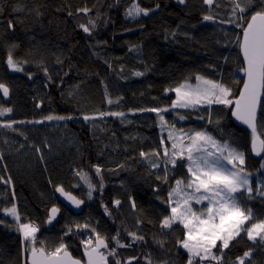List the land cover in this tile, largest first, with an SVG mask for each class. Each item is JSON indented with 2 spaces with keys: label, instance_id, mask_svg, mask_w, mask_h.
I'll list each match as a JSON object with an SVG mask.
<instances>
[{
  "label": "trees",
  "instance_id": "16d2710c",
  "mask_svg": "<svg viewBox=\"0 0 264 264\" xmlns=\"http://www.w3.org/2000/svg\"><path fill=\"white\" fill-rule=\"evenodd\" d=\"M134 4L150 10L149 14L129 17L127 12ZM14 5L24 10L13 11ZM85 7L90 9L88 13L77 11ZM231 7L229 0H215L211 6L203 0H185L183 4L179 0H0V82L10 85L13 92L11 103L3 104L12 108V120L26 122L7 131L9 144L0 137V177L4 178L0 180V264H25L28 260L22 252L17 221L4 213L13 205L19 223L29 221L39 227L37 247L42 242L47 250H53L63 240L73 255L86 260L80 241L94 233L76 225L89 224L106 238L109 248L115 247L112 237L117 233L122 243L131 244L117 249L122 261L137 257L132 264H148L149 259L152 264H186L187 253L177 243L183 237L182 226L176 224L171 230L160 227L162 218L170 214L166 203L170 189L177 179L187 178L185 162L167 166V183L157 179L164 175L163 160L151 157L161 165L152 168L140 152L162 153L164 147L171 148V141L161 133L156 113L139 109L168 108L162 113L167 127L206 130L222 143L228 141L245 153V169L259 171L264 177L260 167L264 156H253L252 133L234 122V105L172 109L176 94L166 91L185 81L197 83L195 77L210 68L213 57L232 47L238 53L239 72L232 75L234 69L229 65L227 70L232 98L238 97L245 79L237 43L241 29L221 22L229 20ZM205 15L214 20L205 21ZM81 24L89 27L90 33L84 32ZM33 44L61 46L62 60L52 69L43 60L21 61L23 52ZM10 49L22 71L8 68ZM107 99L114 103L109 105ZM99 112L125 115L99 118ZM49 115L72 118L45 120ZM85 115L98 118L86 121ZM21 130L25 133L20 135ZM258 131L264 138V98ZM39 147L42 152L37 151ZM94 166L101 168L100 176ZM77 172L87 173L95 185L91 198L87 183ZM61 185L88 204L79 214L63 207L59 222L48 228L50 208L61 205L55 194L56 186ZM115 200L121 204L115 205ZM240 202L256 217L264 218V197L254 191L252 199L240 195ZM69 228L72 233L65 235ZM129 232L144 239L133 241ZM250 248L253 254L247 264H264V244L248 240L244 233L224 250V264H233ZM109 263L115 264V258L109 257Z\"/></svg>",
  "mask_w": 264,
  "mask_h": 264
},
{
  "label": "snow or ice",
  "instance_id": "6c2138e0",
  "mask_svg": "<svg viewBox=\"0 0 264 264\" xmlns=\"http://www.w3.org/2000/svg\"><path fill=\"white\" fill-rule=\"evenodd\" d=\"M204 4L212 5L215 0H203ZM179 3H185V0H179ZM232 5L230 18L222 23H231L241 29V35L237 36V43L243 56L244 67L240 69L245 75L243 87L239 96L233 99V89L218 80L207 79L197 75L196 84L192 85L185 81L177 87L166 89L176 94V99L172 101L170 107L190 108L197 105H223L231 107L234 105L232 115L251 129V150L256 156L264 153V139L257 131V113L262 105L264 97V0H229ZM159 8V5H156ZM19 6H13V11H23ZM79 12L88 13L87 7L78 9ZM148 9L141 8L134 4L127 12L129 17H136L143 14H149ZM69 15H72L70 12ZM205 21L214 20L211 15L203 17ZM89 23L95 27L94 22ZM12 22L9 21V28ZM84 32L90 33V28L81 24ZM13 48L16 45L12 46ZM227 59V58H225ZM21 62L14 59L11 49L7 55V66L13 71H22L19 66ZM47 72V69H45ZM135 75H143L136 72ZM9 88L0 82V92L4 97H8ZM105 96L108 97L107 90ZM109 105L113 100L107 99ZM119 103V100L115 101ZM168 108L151 107L139 109V111L154 112L157 115L161 128L168 126L162 113L167 112ZM12 112L10 107H0V117ZM123 112H99L98 117L117 116L123 117ZM97 116L83 117L84 120H95ZM72 117L64 116H46L45 120H64ZM180 119H185L180 116ZM200 119H204L203 116ZM43 121H36L42 123ZM209 122H211V111L209 110ZM16 121L5 122L0 127H13ZM19 123H24L20 121ZM31 123V121H29ZM174 127V126H173ZM168 139L171 141V148L164 147L162 153L153 150L150 153L140 152V156L147 160L152 168H159L161 165L158 160L151 157L162 159L165 165L164 175L157 176L158 180L168 182V165L176 167L177 161H184L187 169V178L177 179L175 186L168 193L166 203L169 205L170 214L162 218L160 222L161 229H173V226L179 224L183 229V237L178 239L179 246L186 251V264H224V250L229 249L231 242L236 240L244 233L247 239L253 242L264 244V218L256 217L251 208L243 206L240 202V195L247 194L249 199L253 198L255 191L261 197H264V184L253 189L250 177L245 165V153L233 147L228 141L223 143L213 137L206 130L179 133L168 132ZM161 144L164 141L161 140ZM39 151V149H37ZM3 157L0 156V160ZM230 166V167H229ZM96 175H101V168L94 166ZM123 167V166H121ZM264 169V162L260 165ZM80 178L87 183L89 191L88 197H92L95 185L92 184L87 173L77 172ZM0 177V180H3ZM10 181V178H9ZM103 177L100 179V188H103ZM55 191L63 195L77 208L84 203L77 199L71 193L65 192L62 186H56ZM193 202L198 205H204L203 208L196 210ZM206 202V204H205ZM115 205L121 204L120 200L114 201ZM135 208V202H132ZM6 214L11 215L17 221V231L22 234V252L28 256L25 264H109V257L115 258V264H132L137 257H131L126 261L117 258V249L131 247V244H124L119 238V233L112 237L115 247L109 248L106 238L102 237L95 228H90L89 224H77V229H90L93 235L88 239L81 240L83 254L86 258L81 261L71 255L68 246L63 240L53 250H47L41 242L37 247L36 233L39 227L34 223H19L20 216L16 206L4 210ZM60 209L53 206L48 212L47 223L51 224L56 219ZM105 212L109 213L107 207ZM3 223V221H0ZM72 233L69 228L65 235ZM128 236L133 241H142L143 236L135 232H129ZM103 249V251H102ZM216 249L217 251H214ZM253 249L246 250L242 256L237 257L233 264H247L252 258ZM148 264H152L148 260ZM163 264H168L164 261Z\"/></svg>",
  "mask_w": 264,
  "mask_h": 264
},
{
  "label": "rangeland",
  "instance_id": "374dc122",
  "mask_svg": "<svg viewBox=\"0 0 264 264\" xmlns=\"http://www.w3.org/2000/svg\"><path fill=\"white\" fill-rule=\"evenodd\" d=\"M62 51L63 50H62L61 46H45V45L33 44V45H29L26 48V51L23 52V54L21 55V61L27 62V61H31V60H38V61L43 60L45 62V64L50 69H52L55 66V63L62 60V57H63ZM225 58H227V59H225ZM15 60L19 61V59H15ZM238 62H239V58H238L237 51L233 50L232 47L222 49L217 55H215L213 57L212 64H211L210 68L203 70V73H201V76H203L207 79L221 81L224 84L231 87V82L229 81L230 75H228L227 67H228V65H229V67H233L234 73L232 75H235L239 72V67H237ZM19 66H21V64H19ZM190 84L195 85L196 83L195 84L190 83ZM197 106H199V105H197ZM0 107H9V106H5L3 104V102L1 101ZM127 119L130 120L131 117H128ZM11 121H14L11 119V113H8L3 117H0V124H3L5 122H11ZM16 122L17 123L13 124V127L11 129L0 127V137L4 143L9 144V142L11 141V137L7 134L8 130H14L15 126L18 124L26 125V122H24V123H19L18 121H16ZM169 131H173L174 133L180 132V130H178V129H171L170 127H167V126L164 128H161V133L162 132L166 133L167 136H168ZM183 131L184 132H190V131H199V130H183ZM18 133L20 135L24 134L25 130L22 132H18ZM169 145H171V144H169ZM39 150L42 152L41 147H39ZM251 174L252 175L250 177V182H251L253 189H254L253 180H254L255 176L257 177L256 180H257L258 187H260L262 184H264V177L263 176L260 177L261 173H259V171H256V172L251 173ZM205 204H206V202H205ZM193 207H194V209L199 210V209L203 208L204 205H198V204H195L193 202ZM9 208H11V207H9ZM4 213H5V211H4ZM23 223H32V222L25 221ZM214 251H216V250L214 249Z\"/></svg>",
  "mask_w": 264,
  "mask_h": 264
},
{
  "label": "water",
  "instance_id": "95a60500",
  "mask_svg": "<svg viewBox=\"0 0 264 264\" xmlns=\"http://www.w3.org/2000/svg\"><path fill=\"white\" fill-rule=\"evenodd\" d=\"M241 56H242V53H241ZM242 58H243V56H242ZM4 84L9 88L10 91H9V95H8V97H4V96H3V93L0 92V102L2 101L3 103L10 104L11 101H12V96H13L12 88H11L10 85H8L7 83H4ZM242 87H243V85H242ZM242 87H241V89H242ZM241 89H240V90H241ZM238 96H239V95H238ZM263 98H264V97H262V102H263ZM233 108H234V106H233ZM260 111H261V108L258 110V113H257V131H258V128H259V116H260ZM233 120H234V122H235L236 124H238L239 126H241V127H243V128H246V129H248V130L251 131V129H249L247 125H245V124H243L242 122L238 121L234 116H233ZM258 134H259V131H258ZM261 138L264 139L262 136H261ZM252 154H253L254 157L259 158V159H262L263 156H264V153H262L261 156H256L253 152H252ZM61 186H62V185H61ZM62 187L64 188L65 192L71 193L73 196H76L77 199L83 200L84 203L81 204L79 208H77V207H76L75 205H73L69 200H67L63 195H61L60 193H58V192L55 191L56 197H57V199L60 201L61 205H60V204H56V205H53V206L58 207V208L60 209V211H59V213L57 214L56 219L53 220L51 224H48V223H47V227H48V228H54V227L56 226V224L59 222L61 216L63 215V207L66 208V209H68V210H71V211H73V212H75V213H78V214L84 212L85 209H86V207H87L88 201H87L85 198H83V197H81V196H78L76 193H74L73 191H70V190L66 189L64 186H62ZM53 206H52V207H53ZM52 207H51V208H52ZM51 208H50V209H51ZM107 242H108V241H107ZM108 244H109V243H108ZM68 250H69V252L71 253V255H72L73 257L80 259L82 262L85 261V260H83L82 258L73 255V253H72V251H71L70 249H68ZM102 251H103V249H102ZM109 264H110V263H109Z\"/></svg>",
  "mask_w": 264,
  "mask_h": 264
},
{
  "label": "built area",
  "instance_id": "2783aa9c",
  "mask_svg": "<svg viewBox=\"0 0 264 264\" xmlns=\"http://www.w3.org/2000/svg\"><path fill=\"white\" fill-rule=\"evenodd\" d=\"M89 235H91V234H89ZM89 235L86 236V239H88ZM93 236H94V235H93Z\"/></svg>",
  "mask_w": 264,
  "mask_h": 264
}]
</instances>
